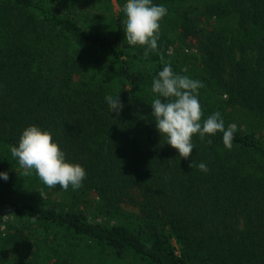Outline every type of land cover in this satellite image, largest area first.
<instances>
[{
	"label": "trees",
	"instance_id": "obj_1",
	"mask_svg": "<svg viewBox=\"0 0 264 264\" xmlns=\"http://www.w3.org/2000/svg\"><path fill=\"white\" fill-rule=\"evenodd\" d=\"M126 3L0 0V264H264V0H152L167 15L147 57ZM166 63L204 85L201 123L237 125L231 150L194 134L185 160L160 135ZM32 125L86 170L82 187L23 175L10 148Z\"/></svg>",
	"mask_w": 264,
	"mask_h": 264
},
{
	"label": "clouds",
	"instance_id": "obj_2",
	"mask_svg": "<svg viewBox=\"0 0 264 264\" xmlns=\"http://www.w3.org/2000/svg\"><path fill=\"white\" fill-rule=\"evenodd\" d=\"M124 32L129 45L146 46L144 56L158 49L160 23L167 15L163 5H155L152 0H127L124 5ZM204 85L185 75H178L167 63L158 76L153 79L151 91L158 95L151 103L152 117L161 136L166 137V143L178 150L179 157L187 160L195 144L192 143L194 134L205 141L207 136L223 133V144L226 149L233 147L234 134L237 131L235 123L227 129L219 111L214 112L201 123V105L198 100L199 91ZM110 112L119 116L123 104L116 97L106 96ZM212 144V140H207ZM12 157L16 158L24 169V176L35 170L44 185L51 188L59 184L64 190L69 186L73 190L82 187L86 179V170L79 164L66 161V155L59 145L53 141L52 133L43 131L32 125L25 128L17 146L10 148ZM193 161L189 167H195ZM199 170L207 172L205 163L198 165ZM0 178L7 181V172H0ZM42 196V194L40 193Z\"/></svg>",
	"mask_w": 264,
	"mask_h": 264
}]
</instances>
